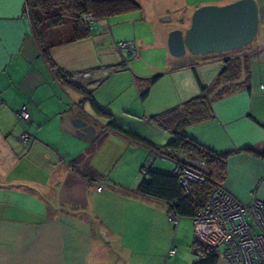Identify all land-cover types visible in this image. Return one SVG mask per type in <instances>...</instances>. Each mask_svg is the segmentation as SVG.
I'll list each match as a JSON object with an SVG mask.
<instances>
[{"label": "crops", "instance_id": "obj_1", "mask_svg": "<svg viewBox=\"0 0 264 264\" xmlns=\"http://www.w3.org/2000/svg\"><path fill=\"white\" fill-rule=\"evenodd\" d=\"M230 1L233 0H167L165 10H174L177 15L164 14L161 19L167 22L175 18L176 22L157 28L159 47L167 45L170 30H185L190 25L192 12L197 6ZM25 2L0 0V245L3 246L0 264H49L38 243L26 238L20 222L41 229L42 244L59 245L64 257L67 251L73 261L84 264H193L198 255L196 251L193 255L190 253L187 241L179 242L181 253L175 245L160 241L161 235H146L148 231L154 232L151 229L154 216L152 214L150 220L147 212L152 213L159 207L162 220L165 219L164 212L168 214L167 201L137 191L141 179L139 167L142 173V166L148 163V159L152 163L158 153L109 127L108 117L98 115L90 100L83 101L77 89L55 76L54 67L43 55L32 31ZM256 2L259 16L256 39L218 58L223 66L226 57H246L247 69H242L239 77L229 84L228 92L213 100L212 117L193 124L195 129L191 133L214 150L230 151L221 184L241 201H249L254 194L264 200V0ZM94 24L91 34L84 38L66 41L63 37L67 34L57 36L56 43L50 47L52 62L73 72L96 68L91 66L95 64H84L86 60L95 59L96 48L90 45H95L101 35H110V32H96L99 25ZM135 35L141 42L139 48L143 43L151 44L140 40L139 34ZM84 41L90 44H84ZM133 41L135 51L128 53L134 59L138 52L136 41ZM69 44H74L76 49L67 47ZM124 61L127 65L119 69L131 67L129 59ZM86 65L91 67L81 69L88 67ZM97 75L99 70L93 71V78L85 79L87 87L93 91L94 102L115 116L111 108L94 97L93 82H97ZM142 79V76L133 75L139 96L147 80L143 82ZM178 95L180 99V92ZM127 101L124 95L121 99L123 112L129 111ZM182 101L175 102L171 94H165L156 109L161 112ZM24 103L28 105L30 115L28 119L19 120L15 111ZM83 109L89 116L83 113ZM67 113L85 116L95 127L93 136L85 138L68 130L64 126ZM116 122L143 135L126 121ZM24 131L32 135L29 140L21 138ZM146 137L160 144L156 142L158 138ZM112 138L111 146L107 148L109 152L106 151L107 158H112L115 163L112 174L127 175L130 180L127 185L132 184L129 189L115 183L105 189L100 184L101 180L111 178L99 171L97 155L101 145ZM149 151L153 152L152 157ZM123 158L126 167L117 169ZM98 186H102L101 189ZM133 201L140 203L133 205ZM155 202H161V206ZM125 204L128 208L138 207L134 209L136 213H132L131 221L137 218L140 223H145L143 231H136L135 236L130 234L131 239L125 238L129 231L125 228ZM184 217L189 216H181L177 224ZM117 221H124L125 226ZM133 227L130 225V231ZM157 227L154 223L155 231ZM172 246L176 247V252L171 255ZM159 247H163V251ZM216 264L243 263L229 262L219 251Z\"/></svg>", "mask_w": 264, "mask_h": 264}, {"label": "rangeland", "instance_id": "obj_2", "mask_svg": "<svg viewBox=\"0 0 264 264\" xmlns=\"http://www.w3.org/2000/svg\"><path fill=\"white\" fill-rule=\"evenodd\" d=\"M137 1H139L142 6V9L138 11L115 14L109 17H102L95 20L94 26H96V23L97 25H99V27L96 28V32L105 30L109 31L110 35L103 34L96 40L95 45H90L91 47L96 48L94 49L95 59L86 60L84 64H95L91 66L100 68L107 67L108 72L102 75H97L96 77H99L97 79V82H93L95 84L93 87L95 89L94 97L102 102L104 106H106L107 108H111L115 112V121H126L130 123V125H132L134 128L138 129L141 133H143V136L144 134H146L158 138L156 142H160V144L164 145L171 138V134L168 133L169 131L163 130V128H161L159 125H155L148 120V117L150 115L159 112V110L156 109L158 108L159 99L165 94H171L175 102H179L185 98H189L190 96L198 94L200 84L199 82H202L203 84L211 83L213 77L222 68V63L218 58L223 54L229 53L228 51L230 50L207 54L195 53L187 50L185 53L180 55L172 54L168 48V44L164 48L159 47L160 38L159 36H157V28L159 27L160 29V27H163L164 25H166V23H175V18H173L172 21L167 22H163L161 18L164 14H170L175 17V15H177V12H175L174 10H165L164 4H166L167 0ZM148 17H151V19L149 20ZM45 29L46 30L44 36L49 43H52V41L54 42L55 38H58L57 36L66 35L68 33V31H66L67 28H65L64 25L51 26ZM135 34H139L141 36L140 40L144 39L145 41H147V43L151 42V44L143 43V49L139 48L138 45L141 42L138 41ZM255 39L256 38H254L253 40ZM123 40L136 41L138 52L137 58H131L132 56L130 55V53H128L127 49L118 46V42ZM83 43L87 45L90 44L85 41ZM69 46L76 49V46H74V44L67 45V47ZM79 49L81 50L80 46ZM125 59H129L131 64L130 68H108L111 65L123 62ZM86 66L88 67H83L81 69L91 67L89 65ZM135 74L138 76H142L143 82L145 81L144 79L152 78L156 74L160 75L158 80L152 86L150 85L149 94L144 101L139 96L138 89L135 88L136 85L133 81V75ZM179 92L180 99H178ZM124 95L127 96V102L128 104H130L128 112L121 111V99ZM98 118L99 120H102L101 116H99ZM194 129V126L191 125L187 128V132L191 134ZM113 139L114 138H112V140L108 141L106 144H102L97 155L99 171L104 174V176L107 175V177L109 176L111 178L109 181L101 180L100 184L104 186L105 189L108 188V185L114 183L119 186L122 185V187H124L125 189H129V186H131L132 184L127 185L130 182L127 175L125 177L123 175L120 177L117 175L119 172H114L112 174V171L115 168V163L114 161H112V158H107L108 156L106 151L109 152L107 148L111 146V142L113 141ZM149 154L151 157L153 156V152L149 151ZM184 154L189 155L186 153ZM190 156L191 158L197 157L195 155H189V157ZM197 160H200V158L197 157ZM124 161L125 158H123L117 164V169L126 167ZM148 164H151L155 169L163 170L166 172L173 171L175 165L172 159H163L159 154L155 155V159L152 161V163H150L148 159V163L144 166H147ZM144 166H142V169ZM140 172L141 167H139L138 169V176H140L139 178L142 177V173ZM139 203L140 202L133 201L132 204L138 205ZM127 204L131 205L129 202H127ZM155 204H160L159 206H161V202H155ZM135 208L138 207L133 206L132 208H128V206H126L125 204V209L123 210V213L125 210L127 211L125 219L126 231L129 229V231H127L125 235L126 239H131L130 234H133L135 236L137 234L136 231H143V228L145 227V223H140L139 221H137V218H134L131 221V218L133 217L132 213H136L134 210ZM158 210L153 211L152 213L150 211L147 212V214L149 215V219L153 214V220L154 223L158 225V230L155 231L156 228H154V223H151V229H154V232L151 233L150 231H148L146 235H161L159 237L161 239L159 240L164 241L165 243L168 242L169 246L171 244L175 245L178 252L181 251L179 248V242L187 241L188 250L193 255L194 250L191 247L192 242H190L191 238L195 235L192 219L190 217H184L179 221L177 225H174V223L171 222L168 218L167 212H164L165 219L163 217L162 220V218H160V212ZM125 222L117 221V223H122L123 227L125 226ZM20 223L24 229L26 238H30L31 240L33 239L36 243H38L40 248L43 250L45 258L48 259L49 264H84V262L81 263L79 261H73L67 251L64 257L62 248H60L59 245L42 244V241L40 239L42 232L41 229H36L29 223ZM130 225H134L131 231L129 228ZM146 225L149 224L146 223ZM118 229L121 230L122 233L124 232L122 228L119 227ZM159 249L161 251L163 247H159ZM2 250L3 246L0 245V254H2ZM65 250L68 249L66 248ZM218 250L221 251L222 247H219ZM25 262L29 263L28 259H25ZM37 264L43 263L39 262Z\"/></svg>", "mask_w": 264, "mask_h": 264}, {"label": "trees", "instance_id": "obj_3", "mask_svg": "<svg viewBox=\"0 0 264 264\" xmlns=\"http://www.w3.org/2000/svg\"><path fill=\"white\" fill-rule=\"evenodd\" d=\"M25 10L29 17L32 31L36 36L45 58L54 67V74L63 82L68 83L82 94V100H90L95 111L108 117V126L126 135L127 137L156 151L160 156L165 155L178 163L177 153L183 152L195 155L203 160L204 166L199 169L203 179H189L184 182L181 174L158 170L148 164L142 169V177L137 184V191L143 195L162 199L168 202V211L174 209L181 216L192 217L198 208L204 204L211 191L222 185V179L226 173L227 157L230 151H217L201 143L195 136L187 132V128L193 124L201 123L212 117V102L222 96L231 88L229 84L237 79L242 69H247L246 57L229 56L223 61V66L216 79L211 84L199 82L200 92L183 100L170 108L152 114L149 122L168 130L171 138L163 145L155 143L135 131L127 129L115 121V116L104 107L94 102L92 90L88 89L86 80L77 79V75L85 71H95L107 67H96L84 71L73 72L67 70L54 61L52 62L50 47L56 40L49 43L45 38V28L64 25L67 35L64 40L70 41L87 37L92 32L93 23L84 18L90 13L94 19L109 17L115 14L140 10L141 4L137 0H25ZM92 27V28H91ZM125 61L108 67L109 69L123 68ZM160 75H154L143 83L140 89V97L144 99L150 85L154 84ZM147 83V84H146ZM236 86L238 84L234 83ZM164 146V148H163ZM264 151V150H263ZM192 248L196 251L198 259L193 264H216L218 247L202 241L195 234L192 240Z\"/></svg>", "mask_w": 264, "mask_h": 264}, {"label": "built area", "instance_id": "obj_4", "mask_svg": "<svg viewBox=\"0 0 264 264\" xmlns=\"http://www.w3.org/2000/svg\"><path fill=\"white\" fill-rule=\"evenodd\" d=\"M84 18L95 23L90 13L85 14ZM118 46L132 54L135 51L133 40L120 41ZM99 74H105V69H99ZM76 77L79 80H88L93 78V71H85ZM15 114L19 120L28 119V105L22 104ZM31 136L28 131L21 134L23 140H29ZM177 156L179 160L174 171L184 177V182L189 179H203L199 172L204 166L203 160L191 158L183 152L177 153ZM161 157L166 158L165 155ZM101 187L98 186V189ZM168 218L176 225L180 216L172 209L168 211ZM191 219L197 237L213 246L222 247L221 253L227 261L264 264V200L255 194L249 201H241L223 185H217ZM175 252L176 247L172 246L169 253L172 255Z\"/></svg>", "mask_w": 264, "mask_h": 264}, {"label": "water", "instance_id": "obj_5", "mask_svg": "<svg viewBox=\"0 0 264 264\" xmlns=\"http://www.w3.org/2000/svg\"><path fill=\"white\" fill-rule=\"evenodd\" d=\"M259 16L256 0H233L224 4L207 3L197 6L185 29L174 28L168 34V48L180 55L187 50L214 53L245 46L258 34ZM86 116L88 111L82 110ZM64 126L78 135L90 138L95 127L85 116L67 113ZM122 264V263H119Z\"/></svg>", "mask_w": 264, "mask_h": 264}]
</instances>
